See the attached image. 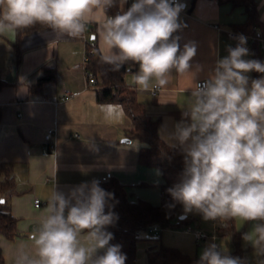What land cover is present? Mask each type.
I'll list each match as a JSON object with an SVG mask.
<instances>
[{"label": "clouds", "instance_id": "obj_1", "mask_svg": "<svg viewBox=\"0 0 264 264\" xmlns=\"http://www.w3.org/2000/svg\"><path fill=\"white\" fill-rule=\"evenodd\" d=\"M118 5L116 15L107 10ZM0 0V35L41 25L57 39L78 37L94 12L104 13L98 32L106 51L105 64L118 71L126 62L139 65L132 84L143 92L168 85L173 76L191 72L197 54L195 41L179 43L174 35L186 24L180 19V0ZM241 35L235 48L218 59L208 78L196 82L182 109V118L164 137L183 156L180 182L167 189L174 208L183 206L204 220L254 222L242 239L251 244L258 264H264V62L245 59L249 50ZM199 70H202L200 68ZM104 119L119 122L120 104H100ZM114 194L98 180L83 182L67 192L55 187L37 230L30 235L35 254L22 245L15 264H125L120 245L110 243L107 226L118 219L110 203ZM4 200L0 198V204ZM107 209V211H106ZM226 226V225H225ZM198 264H244L239 257L222 254L215 243L207 245Z\"/></svg>", "mask_w": 264, "mask_h": 264}, {"label": "crops", "instance_id": "obj_2", "mask_svg": "<svg viewBox=\"0 0 264 264\" xmlns=\"http://www.w3.org/2000/svg\"><path fill=\"white\" fill-rule=\"evenodd\" d=\"M181 1L188 4V10L180 13V19L187 27L178 32L181 37L179 43L181 48L188 41L197 44L191 72L184 75L173 72L170 83L159 88L154 96L151 91L143 92L132 84V75L139 71V65L132 61L124 64L128 69L125 82L136 92L150 119L159 123L158 133L164 142V137L181 120L182 108L196 82L208 78L216 61L228 55V47L237 46L227 32L247 20L244 8L230 3H219L217 0ZM254 1L258 18L264 23V0ZM133 2L127 0L123 9ZM103 18L104 13L97 10L88 22L89 35H95L93 37L101 54L106 51L98 32ZM215 26H219L221 31ZM84 52L85 43L81 39H57L54 31L47 27L26 34L20 40L17 32L0 35V181L4 179L1 167L10 165L14 172L15 193L8 200L18 229V236L13 240L0 237L5 264H15L22 245L30 254H35L29 237L38 229L54 187L67 192L71 187L90 183L111 173V181L123 185L130 201L143 200L153 205L160 203V185L163 183L160 172L139 164V151L145 144L129 138L131 123L126 114L119 122L104 119L99 109L101 103L97 100L98 88L88 87L85 80ZM259 53L261 62H264V47ZM244 58L255 59V54L249 51ZM51 69L55 70V79L38 86ZM248 75L250 80L257 79L254 71ZM67 92L73 94L71 99L57 104L53 102L54 97L61 98ZM49 129L56 130L53 137L55 151L50 156H44L45 135ZM126 139L131 142H126ZM100 187L110 192L106 186ZM37 199L42 202L40 208L35 207ZM235 221L241 232V245L248 264H258L260 258L254 255L251 244L242 239L254 222H245L239 228V219ZM214 222L204 220L200 214L195 225L210 231ZM160 238L162 244L176 247L192 257H200L203 249L214 243L208 240L199 245L190 235L172 242L162 232ZM216 243H221L227 251H233L227 236L220 235ZM146 262L147 256L144 263L138 261L139 264Z\"/></svg>", "mask_w": 264, "mask_h": 264}, {"label": "trees", "instance_id": "obj_3", "mask_svg": "<svg viewBox=\"0 0 264 264\" xmlns=\"http://www.w3.org/2000/svg\"><path fill=\"white\" fill-rule=\"evenodd\" d=\"M217 1L244 8L247 20L243 25H237L234 31L252 34L255 28H259L264 34V23L258 18L254 0ZM127 9L123 10L126 11ZM119 11L121 9L117 2L116 6L107 10V15L114 16ZM43 28L46 27L37 25L32 28L18 30V40L26 34ZM174 35H178V32ZM93 36L95 35L92 34L91 38L94 39ZM260 48V44L255 43L251 49L255 54V60L259 61H261ZM101 55L98 49H96L88 64V69L94 73L97 80L98 102L101 104L113 103L123 106L125 114L131 123V129L128 131L129 138L139 140L145 144L139 151V164L144 167L157 169L163 178V183L160 185L161 199L158 205H153L143 200H139L138 202L130 201L125 188L117 181L110 180L100 185L106 186L114 194V199L112 200L114 207L112 210L118 216L114 224L107 226V231L114 234V239L110 243L121 246V252L127 257L125 264H139L137 250L139 242L143 240V232L150 233L151 228L154 226H158L161 232L172 227L189 226L188 216L186 219L179 218L183 215L182 205L176 204L174 208L167 207V205L174 203L167 193V189L180 182L184 167L183 156L179 153L178 149L169 148L160 138L158 133L159 123L150 119L144 105L138 101L136 92L125 82V75L128 72L127 67L123 65L118 71H114L112 65L105 64L101 60ZM261 75V73L254 72L256 78L261 77ZM55 77V70L51 69L47 71L38 86L44 82L53 81ZM1 172L4 179L0 181V198L4 200V203L0 204V237L13 240L18 236L17 219L10 213L8 199L15 193L14 172L10 165H3ZM215 221L224 224L223 228L219 227L218 233L219 235L229 237L233 246V251L221 253L232 257H239L244 264H248L245 250L241 245V232L236 227V221H224L220 219ZM160 239L151 237L145 239L152 241L151 246L146 252V264H198L200 257H192L184 254L176 247L166 246L161 243ZM0 264H5L1 246Z\"/></svg>", "mask_w": 264, "mask_h": 264}, {"label": "built area", "instance_id": "obj_4", "mask_svg": "<svg viewBox=\"0 0 264 264\" xmlns=\"http://www.w3.org/2000/svg\"><path fill=\"white\" fill-rule=\"evenodd\" d=\"M180 2L184 5L183 10L181 11V13H185L188 10V4L186 2H182L180 0ZM215 28L218 31H221L219 26H215ZM89 23H87L86 26V30L78 36L79 39H81L84 43H85V52H84V59H83V70H84V76H85V80L87 82V86L88 87H97L98 88V84H97V80L95 78L94 73L88 69V64L90 62L91 56H93L95 54V51L97 49V43L95 42V40L93 38H91V35H89ZM243 35L246 38V44L244 45L245 47H247V49L249 51H251L252 47L254 46L255 43H259L261 47H264V34L261 32V30L259 28H255L253 30L252 34H247V33H242V32H236L234 30L227 32V36L234 40L237 44L239 43V37ZM71 38H75V37H71ZM202 82V81H201ZM159 89H156L154 91H151L152 94L155 96L157 95ZM73 97V94L70 92H67L65 96L58 98V97H54L53 98V102L55 104H57L58 102L62 101V102H66L69 99H71ZM56 134V130L55 129H49V131L46 133L45 135V145H44V156H50L53 154V152L55 151V144L53 142V137ZM112 178V174L111 173H107L106 176L101 177L99 179H97L100 182V185H103L107 182H109ZM35 207L36 208H40L42 206V202L37 199L34 202ZM224 227V224H220L218 221L214 222V226L212 228V230H203L201 228H191V227H186L185 229V233L188 235H192L194 236V238L197 241V244H202L204 242H207L208 240H213V242L217 245V248L219 251H221V247L216 243L217 238L220 236L218 233V229L219 227ZM150 233L152 234V236L156 239L160 238L161 236V230L158 226H154L151 228Z\"/></svg>", "mask_w": 264, "mask_h": 264}, {"label": "rangeland", "instance_id": "obj_5", "mask_svg": "<svg viewBox=\"0 0 264 264\" xmlns=\"http://www.w3.org/2000/svg\"><path fill=\"white\" fill-rule=\"evenodd\" d=\"M199 215L200 214L195 213L194 215H191L189 217V224L191 226L189 225L188 227H191L193 229L196 228L195 220L197 221L199 219ZM243 224H245V222L242 221V220H239V222H238L239 228H241V226ZM185 229H186V227H172L170 229L163 230L162 234H165V235L167 234L168 237L170 238V240L172 242H174V240H176L178 238H181V237H185L186 238V235H188V234L185 233ZM190 236H192V235H190ZM147 237L154 238L152 236V234L149 233V232H143L142 233L143 240L139 242L138 250H137V257H138L139 263H144L146 261V256H147L146 252H147V250L149 248V245L152 243V241L145 240ZM170 244L175 245V243H170ZM219 245L221 246V248L223 247L222 253L231 252V251H227V248L222 246L221 243H219Z\"/></svg>", "mask_w": 264, "mask_h": 264}, {"label": "water", "instance_id": "obj_6", "mask_svg": "<svg viewBox=\"0 0 264 264\" xmlns=\"http://www.w3.org/2000/svg\"><path fill=\"white\" fill-rule=\"evenodd\" d=\"M125 141H126V142H128V143H130V142H131V140H129V139H126Z\"/></svg>", "mask_w": 264, "mask_h": 264}]
</instances>
